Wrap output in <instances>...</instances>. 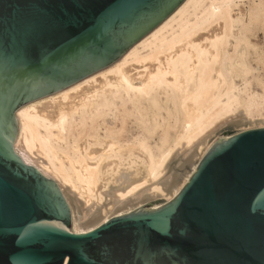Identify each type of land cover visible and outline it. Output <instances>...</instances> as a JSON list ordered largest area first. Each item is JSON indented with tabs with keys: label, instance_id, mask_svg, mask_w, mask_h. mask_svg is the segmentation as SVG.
<instances>
[{
	"label": "water",
	"instance_id": "95a60500",
	"mask_svg": "<svg viewBox=\"0 0 264 264\" xmlns=\"http://www.w3.org/2000/svg\"><path fill=\"white\" fill-rule=\"evenodd\" d=\"M184 0H0V264H264V127L217 139L188 181L86 232L13 149L15 112L117 61Z\"/></svg>",
	"mask_w": 264,
	"mask_h": 264
},
{
	"label": "bare ground",
	"instance_id": "6f19581e",
	"mask_svg": "<svg viewBox=\"0 0 264 264\" xmlns=\"http://www.w3.org/2000/svg\"><path fill=\"white\" fill-rule=\"evenodd\" d=\"M233 5L234 0H184L168 17L111 65L64 89L22 105L15 112L19 120L15 150L19 148L23 151L43 175L47 176L48 173L53 175L67 201L65 190L67 193L68 191L74 192L72 194L77 193L80 198L78 200L85 198V202L90 196L101 199L104 190L99 193L94 191L105 187L102 180L108 168H104L106 161L103 162L105 164H102V161L112 157L120 158L123 149L128 147L131 149V145L128 144H125L124 148V145L113 136L117 119L120 117L122 124L130 108L138 111L144 108L143 101L158 106L160 98L164 95L165 101L159 108L168 111L170 103L174 111L170 115L174 117V124H178L179 127L174 144L166 148L160 145L159 153L155 155L144 139L136 142L148 157L146 177L156 179L160 172H163L161 170L166 157L175 149L183 150L189 145L194 147L202 143L207 133L215 128L217 123L220 125V122L231 120L232 113L238 107L249 108L253 105V98L245 99L244 96L242 99L235 94L239 87L237 88L232 81L233 66L239 67L236 75L243 76L246 72L245 67H241L244 63L240 58L234 59L228 50L229 38L232 35L231 26L234 22L231 15ZM255 21L257 23V19ZM253 39L252 41L255 40ZM247 70H250L249 67ZM238 81L240 82V79ZM238 116L237 114L236 118H240ZM87 128L89 130L85 131ZM166 138L164 134L162 139ZM22 158L24 159L23 156ZM129 174L131 173L118 175L119 179L123 178L119 182L125 183L123 185L126 190L117 192V196L112 193L114 200H120V205L131 202L127 197L134 191L142 189L147 182L144 180L141 183H134ZM189 177L190 175L171 194L169 201ZM68 203L71 221L74 224L80 220L92 221L97 217V214L88 209L82 208L81 212L78 207L73 208L69 201ZM159 206L154 205L150 208ZM75 210H79L81 215L75 216ZM125 213L118 212L111 217ZM111 217L104 216L97 225L84 231L73 232L90 231Z\"/></svg>",
	"mask_w": 264,
	"mask_h": 264
},
{
	"label": "rangeland",
	"instance_id": "374dc122",
	"mask_svg": "<svg viewBox=\"0 0 264 264\" xmlns=\"http://www.w3.org/2000/svg\"><path fill=\"white\" fill-rule=\"evenodd\" d=\"M261 1H263V2H261ZM250 2H253V3H250ZM243 3H244V5H243ZM261 3H263V4H261ZM263 5H264V0H260V1L259 0H234V5H233L232 11H231V15L234 18V22L231 26L232 27L231 28V32H232L231 34L232 35L229 38L230 45L228 46V50L230 51L229 53L234 57V59L236 57H237V59L240 58V61L242 63H244L243 66H241V67H245V69H246L245 74L243 76H239V75H236V71L237 72L239 71V67L233 66V68H232V73H234L232 81L237 88L239 87L238 90L235 91V94L239 95V97H241L242 99H244V96H245V99L246 98L247 99L253 98V105H251L249 108L238 107V109L236 111H234L236 114L234 112L232 113L231 120L228 119L229 121L226 120V122H224V123L220 122V125L217 123L219 126L216 124L217 127L214 126L216 128V130H215V128H212V130H210L207 133V136H209V137L206 136L207 138L205 137V140H203L202 143L196 144V146L194 145V147H193V145H189L185 149L183 148V150L180 148H178L180 150L175 149L176 151L174 150L173 153H171L170 155H168L166 157V159L164 161V166L161 170L163 172L162 173L160 172V174L156 177V179H152V177H146V168L145 167H147L146 165L148 164V157H146L147 155L140 150V148L138 147L136 142L140 139H144L148 143V145L151 147V149L155 155H157L159 153L160 145L163 146L164 148H166L168 146L171 147L174 144L175 136L178 133L177 131H178L179 127H178V124H176V125L174 124V117H171V115L174 113L172 105L170 103H168L169 108H167V109H168V111L170 110V113H168V111L165 108H159L160 105H162L163 102L165 101V97H164V95H162V97L160 98L162 103L158 102V106H154L151 103L143 101L142 104H143L144 108L141 109L140 111L133 109V108H130V110H128L129 114L127 116H125L124 122L122 124H121L120 117H119V119H117L116 127L114 128L113 136L115 138H117L122 145H124V148H126L125 144H128V145H131V149H128L129 147L126 149H123L121 152L123 155L120 158L112 157V158H108V159L102 161V164L106 163V166L104 168L105 169L108 168L109 170L107 169V171L105 173L107 175L104 174L103 180H102L103 181L102 183H105V187L98 189L96 192L94 191V193H99V192H102V190H104L102 195H101L102 197H100L101 199H99V198L97 199V197L93 198L92 196H90V197H88L89 199H87L88 201L85 202V200H86L85 198H84L85 200L84 199L78 200L80 198H78V194L76 192H75L76 194H72L74 192L68 191V193H67V190H65L64 193L66 194V197H67L68 201L71 203V205L73 206V208L78 207V209L80 211L82 210V208L88 209L90 212L92 211L95 214H97V217L95 219H93L92 221L80 220V221H78L77 224H74L73 221H71V223L69 225V230H71V231L87 230L89 227H93V226L97 225L100 222L101 218H104V216L111 217L112 215H114L115 213H118V212L125 213L127 211H132L133 209H135V208H137L143 204H146L148 202L154 201L156 199H164V201L161 203L152 204V205L148 206V208H150L154 205H161V204L167 202V200L169 201V197L171 196V194H173L178 189L179 185H181L184 182L186 177L191 175V173L193 172V170L195 169V167L197 166V164L199 163L201 158L204 156V154L207 152V150L212 146V144L217 139L228 137V136L233 135L235 133H238L240 131H244V130H248V129H252V128L264 127V96H263L264 95V66H262L264 63V60H263L264 59L263 58L264 57V53H263V51H264V49H263L264 48L263 47L264 46L263 45L264 44V16H263L264 15V6ZM259 10H261V11H259ZM237 11H239L240 13L242 12V13L240 14ZM247 11L248 12L250 11L249 14ZM254 11H255V13H253ZM257 12H259V14ZM251 14H252V16H251ZM247 15H248V17H247ZM258 15H259L260 19L258 18ZM246 17L249 20H247ZM256 19H257V23L255 21ZM253 22H254V24H253ZM254 25L256 28L254 27ZM213 27H215V26H213ZM248 29L250 32L248 31ZM233 32H235V34H233ZM247 34H248V36H247ZM256 34H257V36H256ZM248 39H249V41H248ZM252 39L254 41H252ZM261 40H262V43H261ZM257 42H259V43H257ZM256 44H258V45H256ZM236 48H237V50H235ZM258 53H259V55H257ZM258 56H259V58H258ZM246 57H247V59H246ZM258 60H259V62H258ZM260 61H262L263 63ZM252 62H254V64ZM259 64H262L261 65L262 67ZM248 67L250 70H247ZM233 70H234V72H233ZM239 79H240V82L238 81ZM254 90H255V92H254ZM252 94H253V96H252ZM248 95H249V97H248ZM241 108H242V110H241ZM120 111H121V108H120ZM238 112H240V113H238ZM237 114L239 115L238 117H240V118H236ZM233 115H234V117H233ZM232 117L234 118L233 120H232ZM242 117H243V119H242ZM18 121L19 120L15 115L16 129L19 132V122ZM149 122H150V124H149ZM170 123H171V125H169ZM166 127H167V129H166ZM149 128H150V130H147ZM88 130L89 129L87 128L85 131H88ZM213 130H215V131H213ZM101 132H103V130H101ZM209 133H211V134L208 135ZM164 134L167 137L166 139H162ZM158 136H159V138H158ZM14 144H15V142L13 143V145ZM95 146L97 148L99 147L98 145H94V147ZM134 146H136V147H134ZM132 147H134V148H132ZM13 149L17 153V155H19L21 157V159L23 161L25 159V161H24L25 163L34 166V162L23 151H21L19 148H17L16 149L17 151H16L15 145L13 146ZM127 149H128V151H126ZM135 150H137V151H135ZM124 153H126V154L124 155ZM22 156L24 157V159L22 158ZM137 156L141 159H139ZM134 159H135V161H134ZM103 162H105V163H103ZM122 164H124V166ZM115 167L117 169H115ZM113 170H114V172H113ZM116 170H118V172ZM132 170H133V172H132ZM124 173H131V174H129V178H132L134 183H136V182L141 183L144 180H147V182L145 183L146 186L144 184L142 189L140 188V189L134 191L132 193V195L127 197L128 199H131V202H129L128 204H125V205H120V200L119 199L114 200L113 199L114 196H112V193H114L117 196V192L126 190V188L123 185L125 183H120L123 180V178H121L122 180L119 179V176H121ZM50 175L51 174L48 173L46 177L55 181L59 190L63 194V191L61 190L58 183L54 179V176L53 175L50 176ZM117 178L119 180H117ZM116 180H117V182H116ZM114 183H115V185H114ZM63 196H64V194H63ZM75 200L79 204L80 203L81 204L76 205L77 202H75ZM68 201H67V203H68ZM69 207H70V205H69ZM79 210H77L78 213L75 210V213H76L75 216L81 215L82 211L80 212Z\"/></svg>",
	"mask_w": 264,
	"mask_h": 264
}]
</instances>
